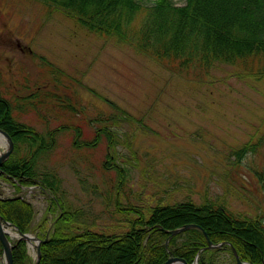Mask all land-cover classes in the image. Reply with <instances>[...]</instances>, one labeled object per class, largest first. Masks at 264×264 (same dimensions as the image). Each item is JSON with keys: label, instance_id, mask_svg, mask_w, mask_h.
<instances>
[{"label": "rangeland", "instance_id": "obj_1", "mask_svg": "<svg viewBox=\"0 0 264 264\" xmlns=\"http://www.w3.org/2000/svg\"><path fill=\"white\" fill-rule=\"evenodd\" d=\"M173 2L182 6L185 0ZM143 17L141 11L133 19L132 37ZM259 53L247 66L264 75ZM248 69L215 65L206 75L170 72L133 42L89 33L41 2L0 0V96L18 123L44 135L57 129L52 145L32 159L40 175L60 178L61 200L71 213L79 210L71 231L88 228L117 238L153 206H201L204 198L223 201L244 219L264 218V76L255 78ZM34 91L44 98L36 107L22 100ZM103 98L131 116L120 115L111 126V146L96 135L100 118L118 112ZM247 143L254 150L238 159L233 150ZM20 152L27 150L21 146ZM41 187L18 192L0 179L1 199L19 196L32 204L27 233L37 237L41 219L48 230L54 216L48 212L51 194ZM205 247L199 250L203 257L204 250L216 249ZM27 251L33 264L34 246ZM214 254L211 264H236L227 252Z\"/></svg>", "mask_w": 264, "mask_h": 264}, {"label": "trees", "instance_id": "obj_2", "mask_svg": "<svg viewBox=\"0 0 264 264\" xmlns=\"http://www.w3.org/2000/svg\"><path fill=\"white\" fill-rule=\"evenodd\" d=\"M36 1L50 11L61 12L89 33L115 38L125 45L133 42L137 50L170 72L206 75L218 65L249 68V75L264 76L261 69L253 71L252 66H247L251 60H256L260 51L264 55V0H185L182 6H176L173 0H152L147 5L144 0ZM141 11L144 16L142 27L132 37L133 19ZM36 94L34 91L25 95L23 102L28 100L33 107L44 103V98ZM113 105L118 112L114 117L100 118L101 126L96 128V135L103 134L110 146L114 141L110 128L117 124L118 116L131 118L126 111ZM11 111L9 102L0 96V129L11 137L14 145L0 167V179L12 183L18 192L22 188L41 185L52 195L48 212L54 216L48 239L40 245L39 264H161L171 253L191 263L195 254L206 245L202 231L212 243L229 244L204 250L206 256H201L198 264H211L215 252H227L234 260L232 248L241 260L264 264V218L260 214L253 219H244L226 209L221 200L204 198L201 206L190 201L153 206L147 216L138 213L131 228L117 238L88 228L81 232L71 231V224L79 218V210L71 213L61 200L60 178L54 172L40 175L32 159L52 145L57 129L48 130L44 135L32 126L15 121ZM253 145L247 143L234 149L233 154L239 159L254 150ZM21 146L27 150L26 154H21ZM0 217L14 224L21 233H27L31 230L35 210L22 197L0 198ZM45 223L46 218H43L38 224L39 230L43 229L38 235L41 239L47 233ZM184 224H196L201 230L187 229L169 239L171 251L168 253L164 243L169 234L164 230ZM11 253L13 264H28L25 241L15 240Z\"/></svg>", "mask_w": 264, "mask_h": 264}, {"label": "water", "instance_id": "obj_3", "mask_svg": "<svg viewBox=\"0 0 264 264\" xmlns=\"http://www.w3.org/2000/svg\"><path fill=\"white\" fill-rule=\"evenodd\" d=\"M0 135H2L4 142H5V144H4L5 150L0 151V167H1V165L10 156L14 145H13V141H12L11 137L4 130L0 129ZM43 190L46 191L45 189H43ZM7 228L12 229L16 235H12L11 233H9L7 231L8 230ZM192 228L201 230V228L196 224H184L181 227H178V228L173 229V230L172 229L171 230H165V232H167L169 234V237L167 238V240L164 244L165 247H167V244H168L171 236H173L179 232L185 231L187 229H192ZM50 229H51V225L47 230L45 238L41 239V238L37 237L36 235H33L32 233H21L14 224H12L8 221H3L0 217V244L2 246V256H3L2 264H13L12 253H11L12 244L10 241L12 236H16V238L18 240L25 241L27 243V246H34V251H35V258L34 259H35V261L33 264H39V260L41 257L40 245L47 241ZM202 233H203L205 240H206V243H207L205 248H207V249L217 248L223 244V242L218 243V244H212L211 241L209 240L208 236L206 235V233L204 231H202ZM232 252H233V256H234L236 264H252L250 262L240 261L238 255L234 249H232ZM161 264H188V263L183 258L172 257V256L170 257L169 256ZM191 264H197V258Z\"/></svg>", "mask_w": 264, "mask_h": 264}, {"label": "bare ground", "instance_id": "obj_4", "mask_svg": "<svg viewBox=\"0 0 264 264\" xmlns=\"http://www.w3.org/2000/svg\"><path fill=\"white\" fill-rule=\"evenodd\" d=\"M0 143L5 144L2 135H0ZM177 228H178V227H177ZM7 229H8L7 231H8L9 233H11L12 235H16L15 232H14L12 229H9V228H7ZM174 229H176V228H174ZM172 230H173V229H172ZM182 232H183V231H182ZM182 232H179V233H177V234L171 236L170 239H171L172 237H174V236H176V235L182 233ZM224 243H225V244H229V243H227V242H224ZM201 256H202V255H200V251H198V252L195 254L194 260L197 258V264L199 263V259H200Z\"/></svg>", "mask_w": 264, "mask_h": 264}]
</instances>
